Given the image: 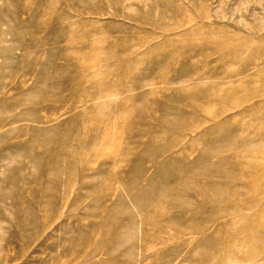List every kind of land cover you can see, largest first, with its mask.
<instances>
[{"label":"rangeland","instance_id":"rangeland-1","mask_svg":"<svg viewBox=\"0 0 264 264\" xmlns=\"http://www.w3.org/2000/svg\"><path fill=\"white\" fill-rule=\"evenodd\" d=\"M245 140L264 0H0V264H264Z\"/></svg>","mask_w":264,"mask_h":264},{"label":"bare ground","instance_id":"bare-ground-1","mask_svg":"<svg viewBox=\"0 0 264 264\" xmlns=\"http://www.w3.org/2000/svg\"><path fill=\"white\" fill-rule=\"evenodd\" d=\"M237 102V101H236ZM235 102V103H236ZM237 104V103H236ZM232 145V144H231ZM255 144H253L251 141H248V140H245L243 142V145H242V148L245 150V151H249V152H257L259 153L263 158L264 157V145L262 144H259L257 143L256 146H254ZM240 151V150H239ZM238 151V152H239ZM252 154V153H251ZM255 154V153H254ZM250 157V156H249ZM251 158V157H250ZM253 158H255L253 156ZM252 158V159H253ZM256 159V158H255ZM250 160V159H249ZM254 160V159H253ZM263 160V159H262ZM240 164V163H239ZM243 167V166H241ZM258 167V166H257ZM258 170V168H256ZM244 218V217H242ZM245 222H246V219H245ZM246 227L245 229H248L247 227H249V225L247 226L246 224H244ZM264 229V228H263ZM225 244V243H224ZM262 246V245H261ZM262 249L264 248V243H263V246L261 247ZM230 249V248H229ZM241 252V251H240ZM254 256H252V254L249 252L248 254H244V253H235L234 254V257H233V263L234 264H252V262H255V258H253Z\"/></svg>","mask_w":264,"mask_h":264}]
</instances>
